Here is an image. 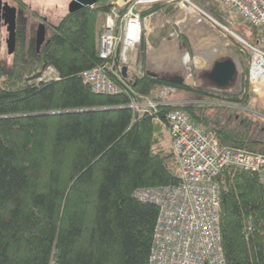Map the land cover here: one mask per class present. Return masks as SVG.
<instances>
[{
    "label": "trees",
    "instance_id": "obj_1",
    "mask_svg": "<svg viewBox=\"0 0 264 264\" xmlns=\"http://www.w3.org/2000/svg\"><path fill=\"white\" fill-rule=\"evenodd\" d=\"M10 1L22 19L25 2ZM114 2L67 12L50 26L39 51L20 30L11 69L0 66V264H147L157 208L133 194L179 182L163 131L172 111L202 124L222 147L264 155V135L255 137L254 122L264 125L260 113L190 103L137 117L131 103L164 88L187 95L180 101L245 108L250 100L147 75L124 79L119 46L108 61L98 57V22ZM253 37V43L260 39L258 32ZM100 65L120 94H95L83 83L81 73ZM47 68L56 79L39 82ZM215 181L226 264H264V188L258 176L229 166Z\"/></svg>",
    "mask_w": 264,
    "mask_h": 264
},
{
    "label": "built area",
    "instance_id": "obj_2",
    "mask_svg": "<svg viewBox=\"0 0 264 264\" xmlns=\"http://www.w3.org/2000/svg\"><path fill=\"white\" fill-rule=\"evenodd\" d=\"M197 1V0H196ZM195 0H116L109 14L105 16L97 47L101 61L114 56L116 47H120L118 64L125 67L128 54L141 43L143 21L137 11L140 7L155 5H176L195 24L217 27L230 34L239 44L240 53L246 54L244 97L257 100L264 97V46L260 42L251 44L247 40L231 33L219 24L208 12V6ZM226 14L236 16L244 25L259 33L264 44V0H216ZM139 69V68H138ZM137 74L141 78L138 70ZM84 84L99 95H118L121 88L106 72V66L100 65L84 71L80 75ZM56 79L51 68L43 71L38 81ZM207 91L222 94L213 89ZM174 93V91H173ZM229 95V94H228ZM160 99L152 101L140 98L130 108L138 118L158 107L181 106L186 104L223 105L235 112L256 115L239 106L220 104L211 101L167 100V91ZM167 131L171 153L176 165L179 182L173 186L138 189L133 197L142 203L157 208V217L153 230L152 243L147 264H226L221 246L219 198L220 188L215 181L220 171L226 167H235L241 171L254 173L264 188V155L237 148L220 146L200 123H195L180 110L167 115Z\"/></svg>",
    "mask_w": 264,
    "mask_h": 264
},
{
    "label": "rangeland",
    "instance_id": "obj_3",
    "mask_svg": "<svg viewBox=\"0 0 264 264\" xmlns=\"http://www.w3.org/2000/svg\"><path fill=\"white\" fill-rule=\"evenodd\" d=\"M23 1L25 2L26 7L24 9V12L23 13L20 12L19 14L20 15L22 14L23 18L26 20V26L25 28H22V31L25 32L26 41L34 42L36 31L38 29V26L41 24L46 25L47 30L45 31V39L47 40L50 37V33H51L50 26L58 24L61 18L67 13V6L65 4L66 0H23ZM196 2L197 3L199 2L202 5L208 6V12L215 19V21H217L221 25H224L231 33L253 44L255 40V38L253 37V34L257 33V31L252 30L248 26L244 25L236 16L232 14H229V15L226 14L223 8L221 7V5L218 3V1L216 0H197ZM213 10H216L218 12V16H220L221 19H218L215 16V14L213 13ZM173 16L174 17L172 18L174 19L176 17L180 18L181 15L180 13L176 12L175 14L173 13ZM184 19L192 20L194 22L193 19L189 17H185V15H184ZM104 20H105V17L104 19H100L98 22L99 34L97 36V42H98L99 35L102 31ZM187 22H190V21H187ZM189 25L191 24L185 23V26H181L180 24L178 29L175 28V31L177 33L176 34V38H177L176 39V45H177L176 51H178L177 53L180 56V63H179V66L177 67L176 60L174 62H171L169 60V62H167V71L171 74H175L179 77H182L184 79V84L193 89H196V88H200L203 90L213 89L207 86L208 85L207 81H205V79L203 78L204 70L196 68L194 64V59L196 57L201 58L202 55L191 54L188 51L189 44H195L196 46H199L196 48H200V45L205 44L206 42L213 41V43L218 42L219 44H223L225 41H228L230 45L237 47V51H239L240 47L237 45L235 40L230 37V34L223 32L218 27L216 29H213L209 25H207V27L210 30H208L207 28H202V30L199 31V35H202V36L205 35L203 38L202 36L197 37V36L189 35V32H187L189 29ZM201 25H204V24H201ZM198 40H201V41H198ZM258 41L260 42V48H262L264 46L262 40L259 39ZM120 50L121 48L119 49V53H120ZM135 51H137V47L131 53L129 52L128 63L127 65H125V67L127 68L131 67V69L133 70V75L127 77L128 81H133V82L135 80L143 78L146 75L142 64L140 65L134 64L132 68V65L129 61V55ZM240 54L244 62L246 63L247 55L243 53H240ZM184 56H188V59H189L186 64H183L181 61ZM173 65L175 67H173ZM0 66L6 71H9L12 66V55L7 54L6 46L4 44H2L0 47ZM121 68L122 67L119 64L120 71H121ZM138 70L141 73V76H140L141 78H139L138 76L140 74H137ZM244 88H245L244 78L243 76H238L235 78L231 89L228 90V94L231 96H236L239 99L242 97L241 92L243 91ZM164 91L165 92L167 91V100L171 99V100L178 101V99H181L185 95V94L183 95L182 93L176 92L172 88H164V89H159V90L154 91L153 94L147 99L152 100V101H158V99L160 100V97H163L162 92ZM244 109L250 112H253V113L254 112L260 113L261 116H264V101H255V102L247 101ZM207 111H208L207 113L210 115L215 112L211 110H207ZM254 123H255V137H257L258 139L264 135V125L263 123H259V122L258 123L254 122ZM163 131H164L165 137L169 139L168 131H166V129H163Z\"/></svg>",
    "mask_w": 264,
    "mask_h": 264
},
{
    "label": "crops",
    "instance_id": "obj_4",
    "mask_svg": "<svg viewBox=\"0 0 264 264\" xmlns=\"http://www.w3.org/2000/svg\"><path fill=\"white\" fill-rule=\"evenodd\" d=\"M65 4L66 6L68 5L67 0ZM150 9H152V12L142 17V19H144L142 40L137 46V51L129 55V61L132 68L134 64H142L146 75L150 73L154 74L156 78L163 79L178 77L177 75L171 74L167 71V62H169V60L171 62L176 60L177 67L180 63V56L177 53L178 51H176L177 33L175 28L178 29L180 24L181 26H185V23L191 24L189 25L187 32H189V35L197 37L202 36L199 35V31L202 30V28H207L208 30L210 29L205 24L196 25L192 20L184 19L183 12L176 5H156L153 7L144 6L140 7L138 12L141 13ZM176 12L180 13L181 16L180 18L176 17L173 19V13L175 14ZM204 36L205 35L202 37L204 38ZM196 47L199 46L189 44L188 51L193 55H202L201 59L204 62V66L201 69L204 70V73L209 72L215 62L230 60L236 66L238 74L237 77L243 76L244 78L246 73V63L241 57L240 51H237V47L230 45L228 41H225L223 44H219L218 42L213 43V41H210L200 45V48ZM213 52H215V55L211 54ZM173 67L175 66L173 65ZM132 75L133 70L131 67H128L127 77ZM203 78L207 81V86L211 87L210 82L204 76ZM249 100L250 102L264 101V97L257 100Z\"/></svg>",
    "mask_w": 264,
    "mask_h": 264
},
{
    "label": "water",
    "instance_id": "obj_5",
    "mask_svg": "<svg viewBox=\"0 0 264 264\" xmlns=\"http://www.w3.org/2000/svg\"><path fill=\"white\" fill-rule=\"evenodd\" d=\"M101 0H68L67 12L73 13L85 7H92ZM127 2L129 0H121ZM5 27L7 33L6 51L8 55H12L15 50V29H16V5L12 4L8 6L3 4L0 0V28ZM45 31L46 28L43 24L38 26L35 36V48L38 51L39 48L45 43ZM121 76L127 78V67L121 68ZM237 70L235 64L230 60L215 62L211 70L204 73V77L210 82L213 90L227 92L231 89L235 78L237 77ZM150 78H156L154 74L148 73ZM167 80L175 85L184 84L182 77L167 78Z\"/></svg>",
    "mask_w": 264,
    "mask_h": 264
},
{
    "label": "flooded vegetation",
    "instance_id": "obj_6",
    "mask_svg": "<svg viewBox=\"0 0 264 264\" xmlns=\"http://www.w3.org/2000/svg\"><path fill=\"white\" fill-rule=\"evenodd\" d=\"M2 1V3L4 4H7L8 6H11L12 4H15L16 5V29H15V37H16V43H15V47H16V45H17V41H18V32L20 31V30H22V28H25V26H26V20L24 19V18H22V19H17V11L19 10V8H18V5H17V3L16 2H11L10 0L8 1V0H1ZM44 25V24H43ZM45 26V28H46V25H44ZM47 30V29H46ZM6 30H5V27H3V26H1V28H0V47H1V45L2 44H4L5 46H6V40H7V36H6ZM34 44H35V38H34ZM42 47V46H41ZM40 47V48H41ZM39 48V49H40ZM39 51V50H38Z\"/></svg>",
    "mask_w": 264,
    "mask_h": 264
},
{
    "label": "bare ground",
    "instance_id": "obj_7",
    "mask_svg": "<svg viewBox=\"0 0 264 264\" xmlns=\"http://www.w3.org/2000/svg\"><path fill=\"white\" fill-rule=\"evenodd\" d=\"M211 54L215 55V52H213ZM188 60H189L188 56H184L181 61L183 64H186L188 62ZM194 64H195L196 68H198V69H201L204 66L203 60L201 58H197V57L194 59Z\"/></svg>",
    "mask_w": 264,
    "mask_h": 264
}]
</instances>
